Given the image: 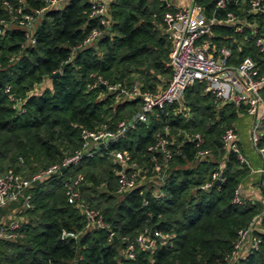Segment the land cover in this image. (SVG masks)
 Returning a JSON list of instances; mask_svg holds the SVG:
<instances>
[{
	"label": "trees",
	"instance_id": "16d2710c",
	"mask_svg": "<svg viewBox=\"0 0 264 264\" xmlns=\"http://www.w3.org/2000/svg\"><path fill=\"white\" fill-rule=\"evenodd\" d=\"M194 1L209 15L216 0ZM4 2L23 5L28 12L43 5L41 0H0L3 18L8 17ZM90 5L89 0H67L60 8L47 10L35 25L34 45H26L24 32L15 26L0 34V172L12 167L20 174L27 170L33 175L78 150L82 129L113 130L138 110L137 98L117 101L101 86L90 89L92 73L126 87L137 83L151 92L158 90V75L169 80L170 41L161 24L166 10L162 0H109L107 25L90 16ZM228 10L236 9L216 10V15ZM249 20L264 33V13L251 14ZM93 29L100 30L101 36L93 44L73 50ZM234 38L240 36L230 27L213 28L211 39L217 45H228ZM247 54L261 72L264 57L251 41L244 42L241 52L234 51L232 62ZM55 73L58 76L51 78ZM44 78L50 79V87L31 92ZM6 86L22 99L21 112L11 108ZM261 93L264 98V85ZM239 112L245 113L229 103L220 105L205 92L203 82H196L185 90L180 103L148 114L146 121H136L124 136L108 144V150L130 154L143 171L140 182L144 178L145 183L120 193L112 160L99 153L33 182L27 190L32 207L22 208L26 215L19 230L22 236L0 239V264L226 263L238 231L263 208L260 201L244 197L241 205L232 202L249 168L224 149L221 134L233 126ZM165 125L172 156L159 186L148 180L156 175L148 146ZM263 127L264 122L260 147H264ZM196 133L204 140L200 147L188 138ZM199 148L209 151L207 160L196 157ZM262 157L264 161V152ZM215 173L221 180H214L207 190L200 189ZM77 174L83 177L82 198L101 211L107 229L86 227L85 218L68 202L64 183ZM100 184L103 191L97 189ZM261 185L263 191L264 176ZM157 188L161 197L152 195ZM18 203L21 205L19 201L6 209ZM261 224L264 226V218ZM144 228L174 236L152 251L138 249L134 259H127L123 238L132 239ZM63 230L79 233L78 238H60ZM109 232L116 240H109ZM257 236V248L235 264H264V231Z\"/></svg>",
	"mask_w": 264,
	"mask_h": 264
},
{
	"label": "built area",
	"instance_id": "2783aa9c",
	"mask_svg": "<svg viewBox=\"0 0 264 264\" xmlns=\"http://www.w3.org/2000/svg\"><path fill=\"white\" fill-rule=\"evenodd\" d=\"M42 7L32 11H25L23 5L13 7L8 2L3 6L8 17H0V34L7 28L15 26L24 32L25 44L34 45L33 32L38 18L49 9H58L67 0H41ZM90 16L99 17L102 25L108 23L107 0H89ZM166 10L162 16V27L170 41V52L166 65L171 70V76L165 86L154 92L142 90L135 83L126 87L120 83H112L99 74L92 73V82L89 88L101 86L115 100L139 99L138 110L127 120H121L113 130L105 127L98 130L82 129L80 132L82 144L73 154L64 157L45 169L39 170L31 177H24L12 167L0 172V209L9 204L21 202V207L29 209L32 207L31 196L27 190L35 181L43 180L64 168L78 163L84 156H92L99 153L107 155L114 164V173L117 181V189L120 193L135 189L140 183L143 171L137 163L131 159L127 151L108 150V144L124 136L127 130L136 122L147 120L148 114L156 110L163 111L168 106L180 103L185 90L196 82L204 83V90L213 95L220 105L229 103L236 109L243 108L244 112L252 117L250 143L252 147L263 155L264 147L259 146L260 129L264 122V98L261 87L264 85V68H259L251 55H243L237 62H232L234 51L241 52L245 41L253 42L264 57V33L259 31V26L249 20V16L258 12L264 13V0H216L211 14H206L203 7L191 0L188 4L179 6L172 0H162ZM234 7L236 10H228L224 15L217 16L216 10H227ZM215 26L230 27L234 34L240 39H233L230 43L217 45L212 41L213 28ZM102 32L93 29L83 42L73 50L93 44ZM4 92L11 103V108L19 113L22 111V99L15 96L6 86ZM169 127L165 125L161 132L156 133L155 141L148 146L153 163V171L156 175L149 181L155 185L163 183V169L172 156L168 137ZM200 147L204 140L198 133L188 137ZM221 143L227 152H233L240 164L247 166V160L242 154L239 146L238 135L234 127H227L221 134ZM209 151L199 148L196 157L199 160H207ZM160 158L162 163H160ZM223 167L221 163L219 169ZM264 176V164L257 170ZM221 180L220 174L215 173L212 180L200 185V189L207 190L212 182ZM83 177L80 174L69 177L64 183V193L79 213L86 220V227L107 229L108 225L103 219L101 211L88 205L81 195L80 185ZM140 193H142L140 191ZM264 193V190H263ZM152 195L161 197L162 191L154 189ZM232 202L243 204L239 187L236 188ZM143 205H146L144 200ZM264 218V206L262 210L254 215L248 225L238 231V238L234 244L233 251L227 256L226 263L235 264L240 257L257 248L259 238L257 233ZM22 222L16 219L9 221L0 220V239L15 240L19 237ZM79 233L63 230L60 238H78ZM114 234L109 232V240L114 239ZM173 233L163 234L157 230L144 228L134 238H123L126 242L124 256L134 259L136 251H152L160 244L169 242ZM243 254V255H242ZM245 254V255H244Z\"/></svg>",
	"mask_w": 264,
	"mask_h": 264
},
{
	"label": "crops",
	"instance_id": "0c3cea01",
	"mask_svg": "<svg viewBox=\"0 0 264 264\" xmlns=\"http://www.w3.org/2000/svg\"><path fill=\"white\" fill-rule=\"evenodd\" d=\"M172 1L176 5L183 6V5L188 4L191 0H172ZM220 37L223 40L225 38L227 39V36H220ZM223 44L220 43L219 45H223ZM44 80L42 82H44ZM49 80L50 79L46 78L47 84L45 88L50 87L51 84ZM40 89H43V88H36L35 86L34 91L35 90L39 91ZM34 91H31V92H34ZM251 124H252V117L247 115L246 113H241V112L237 114L236 119L233 122V127L235 128L237 135H238L240 149L242 151V154L247 160V167L249 168L248 174L246 175V177L243 179V181L241 182L239 186V191L242 197L251 199V200L260 201L261 204L264 206V193L261 189L263 175L257 172V170L260 169L264 164L263 157L245 139V132L251 131L250 130ZM143 180L147 181L144 178L141 179V181ZM5 209L6 207L0 209V212L5 211ZM0 220L2 221L3 218H1ZM263 231H264V226L261 224L259 228V232H263Z\"/></svg>",
	"mask_w": 264,
	"mask_h": 264
},
{
	"label": "rangeland",
	"instance_id": "374dc122",
	"mask_svg": "<svg viewBox=\"0 0 264 264\" xmlns=\"http://www.w3.org/2000/svg\"><path fill=\"white\" fill-rule=\"evenodd\" d=\"M107 2H109V0H107ZM40 19H41V17L38 18L37 21L39 22ZM158 78H159L158 79L159 80L158 89H161L162 88L161 85L167 81V78L164 77L163 75H158ZM44 79H45L44 82H40L39 84H37L36 88H45L46 87V84H47L46 78H44ZM231 127H233V126L231 125ZM263 131H264V127H263ZM245 139L249 142V144H251L250 143V131L245 132ZM95 170L97 171L98 168H96ZM22 175L24 177H27V176H30L32 174H31V172L26 170L24 173H22ZM140 183H145V181L143 180ZM103 187H104L103 184H100L97 186V189L99 191H103ZM22 211H23V209H22L21 205L18 203L17 205H15L13 207L11 206V207L7 208L6 211L0 212V219L3 218V221H9L12 219H16L19 222H24L26 220V215H24V213ZM21 236H22V234L19 233V237H21Z\"/></svg>",
	"mask_w": 264,
	"mask_h": 264
},
{
	"label": "water",
	"instance_id": "95a60500",
	"mask_svg": "<svg viewBox=\"0 0 264 264\" xmlns=\"http://www.w3.org/2000/svg\"><path fill=\"white\" fill-rule=\"evenodd\" d=\"M58 76V73H55V74H53L52 76H51V78H55V77H57ZM65 171V169L63 168L62 170H61V172H64ZM124 194H127V192H125ZM145 206L146 205H143V207L145 208ZM114 239L116 240V237L114 236Z\"/></svg>",
	"mask_w": 264,
	"mask_h": 264
}]
</instances>
